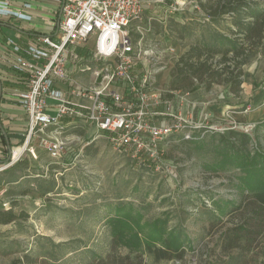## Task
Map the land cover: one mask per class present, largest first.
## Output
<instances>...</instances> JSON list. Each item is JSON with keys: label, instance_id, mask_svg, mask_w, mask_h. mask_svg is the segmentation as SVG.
Wrapping results in <instances>:
<instances>
[{"label": "rangeland", "instance_id": "1", "mask_svg": "<svg viewBox=\"0 0 264 264\" xmlns=\"http://www.w3.org/2000/svg\"><path fill=\"white\" fill-rule=\"evenodd\" d=\"M170 2L151 3L143 16L146 25L152 19L145 64L151 65L157 80L171 72L201 34L200 24H208L197 0L182 6ZM142 68L141 64L137 70ZM244 70L239 98L223 85L200 91L204 103L223 100L237 106L222 116L208 106L199 111L207 115L201 119L207 127L219 125L223 131L205 128L202 138L193 141L173 134L160 144L169 169L163 164L156 171L155 162H139L130 148L116 149L109 134L90 128L63 135L68 141L59 158L43 147L36 150L37 157L28 150L22 153L13 169L0 172V212L10 210L18 216L14 222H0V264H10L28 251L52 255L50 264H88L93 254L104 255L110 249L114 226L109 220L115 219L120 227L126 213L135 216L131 225L142 227L143 240L185 248L183 258L162 261L144 251L147 264H264V225L257 221H249L250 231L243 232L240 246L223 249L224 233L255 217L250 187L264 188V158L256 157L264 155V55ZM194 93L199 92L188 96ZM187 103L197 120L198 108ZM231 128L252 135L248 159L219 146L217 138L213 142L214 135ZM43 188L52 191L44 193Z\"/></svg>", "mask_w": 264, "mask_h": 264}, {"label": "built area", "instance_id": "2", "mask_svg": "<svg viewBox=\"0 0 264 264\" xmlns=\"http://www.w3.org/2000/svg\"><path fill=\"white\" fill-rule=\"evenodd\" d=\"M56 1L61 8L58 38L41 36L26 47L10 40L16 54L10 67L27 82L16 97L29 116L28 137H37L39 146L49 155L59 158L67 145L61 134L63 128L48 133L51 126H59L63 119L89 122L98 131L109 134L114 148H130L139 162L144 159L155 162L156 171L163 164L169 169L162 161L159 146L173 134L183 136L184 140H197L202 138L205 128L224 130L219 125L207 127L201 120L207 118L205 113L195 120L190 114L156 109L163 103V96L155 88L157 78L151 65L145 64L149 52L145 40L152 31V19L146 25L143 16L151 3L171 1V5L182 6L188 0ZM22 8L13 5L12 0H0V18L28 19ZM89 42L93 43L97 64L84 68L91 72L93 82L81 86L67 69L69 49ZM141 64L142 70H137ZM58 82L63 86H57ZM70 95L87 97L90 103L82 105ZM161 114L173 116L174 120L154 122ZM27 150L37 157L34 146H29L23 147L15 160ZM8 165L0 166V171Z\"/></svg>", "mask_w": 264, "mask_h": 264}, {"label": "trees", "instance_id": "3", "mask_svg": "<svg viewBox=\"0 0 264 264\" xmlns=\"http://www.w3.org/2000/svg\"><path fill=\"white\" fill-rule=\"evenodd\" d=\"M196 3L206 13L208 24H200L203 27L201 34L195 36L188 49L175 61L170 72L169 90L211 92L216 85H223L229 93L239 97L243 91L244 67L258 55H264V0H197ZM179 36L183 39L186 37L181 32ZM218 135H214L213 142L217 138L219 146L248 159L250 151L247 145L252 142L251 134L231 128L218 132ZM256 157L262 160L264 155L258 153ZM16 165H20V162ZM250 189H254L249 191H252L254 208L251 211L255 217L224 233L225 250L241 245L245 238L243 232L250 231L249 221L264 225V188ZM43 190L44 193L52 191ZM126 214V220L120 227L115 226V219L109 220L114 226L110 249L104 255L93 254L94 258L88 264H147L144 251L154 254L156 261L185 256V248L170 244L160 247L143 240L140 236L142 227L137 228L130 223L135 216ZM17 217L10 210L0 212L2 223L14 222ZM124 247L128 248V252H122L121 248ZM52 257L28 251L10 264H50Z\"/></svg>", "mask_w": 264, "mask_h": 264}, {"label": "crops", "instance_id": "4", "mask_svg": "<svg viewBox=\"0 0 264 264\" xmlns=\"http://www.w3.org/2000/svg\"><path fill=\"white\" fill-rule=\"evenodd\" d=\"M13 5L23 7V11L29 15L28 19H20L13 17L0 18V166L8 165L7 168L1 170L4 172L10 167L13 169L15 158H18L23 147L26 149L29 146H34L37 150L40 140L37 137H28L29 134V116L18 103L17 93L24 90L27 82L25 77L17 74L10 66L16 58V54L12 52L13 43L26 47L33 42H36L41 36H51L58 38L61 8L60 3L56 0H12ZM25 3H29V7H24ZM93 43L74 46L69 49L68 72L81 86H89L92 84V75L90 71L84 70L86 66H91L92 62L95 66L94 52L92 51ZM92 66V67H94ZM161 75V74H160ZM170 73L158 76L156 88L162 93L163 103L157 105L156 109L165 110L168 112L178 111L184 114H192L187 100L191 101L192 107L198 108L199 117L202 115L205 106L213 109V114L222 116L227 112H231L237 105L228 104L226 101L219 100L216 104L210 102H202V96L199 93L191 94V92L181 93L180 91H170L166 87L170 80ZM245 83V76H244ZM243 83V84H244ZM63 83L58 82L57 86H63ZM125 87V86H124ZM124 87H122L124 89ZM167 88V89H166ZM226 89V88H225ZM243 89V85H242ZM227 90V89H226ZM196 92V91H194ZM243 92V91H242ZM183 94V95H182ZM233 95L231 92L229 95ZM67 95V94H66ZM241 96V95H240ZM239 96V97H240ZM237 97V96H235ZM238 97V98H239ZM70 98L84 104H89L90 100L87 97L70 95ZM201 101V103H200ZM231 110V111H230ZM55 114L54 111L50 112ZM173 116L158 115L154 118V122L172 123ZM60 125L51 126L48 133L52 134L56 128L62 129V136L72 132H82L87 128L98 132L100 135L106 132L101 131L87 121H76L73 118L63 119ZM53 131V132H52ZM75 132V133H76ZM68 141V139H67ZM20 150L16 153V150ZM11 159V160H10ZM17 166V165H16ZM19 166V165H18ZM9 172V170H8Z\"/></svg>", "mask_w": 264, "mask_h": 264}, {"label": "bare ground", "instance_id": "5", "mask_svg": "<svg viewBox=\"0 0 264 264\" xmlns=\"http://www.w3.org/2000/svg\"><path fill=\"white\" fill-rule=\"evenodd\" d=\"M19 150H20V148L16 150V153H17Z\"/></svg>", "mask_w": 264, "mask_h": 264}, {"label": "water", "instance_id": "6", "mask_svg": "<svg viewBox=\"0 0 264 264\" xmlns=\"http://www.w3.org/2000/svg\"><path fill=\"white\" fill-rule=\"evenodd\" d=\"M11 160V159H10Z\"/></svg>", "mask_w": 264, "mask_h": 264}]
</instances>
